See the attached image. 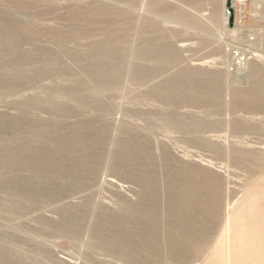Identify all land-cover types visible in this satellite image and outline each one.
Segmentation results:
<instances>
[{
    "label": "rangeland",
    "instance_id": "1",
    "mask_svg": "<svg viewBox=\"0 0 264 264\" xmlns=\"http://www.w3.org/2000/svg\"><path fill=\"white\" fill-rule=\"evenodd\" d=\"M226 4L0 0V264H125L144 224L160 226L161 255L142 264H264V107H232L264 101V0L224 27ZM155 45L170 58L139 56ZM198 70L221 82L196 108L162 86ZM169 176L212 186L203 235L178 257Z\"/></svg>",
    "mask_w": 264,
    "mask_h": 264
},
{
    "label": "bare ground",
    "instance_id": "2",
    "mask_svg": "<svg viewBox=\"0 0 264 264\" xmlns=\"http://www.w3.org/2000/svg\"><path fill=\"white\" fill-rule=\"evenodd\" d=\"M222 2H226V0H222ZM144 6L140 10L141 13H144ZM229 17L222 15V26L226 27L228 24ZM167 23L175 24L182 27L191 28L194 30H198L192 27H188L182 25L178 22H174L168 19H164ZM202 31V30H201ZM201 33H204L203 31ZM224 34L216 37L219 42L228 43ZM140 51V50H139ZM173 49L167 47H161L159 45H155L151 47L150 50H144L139 53V56L149 57L150 60H168L170 55L172 54ZM149 52L147 55H145ZM241 58V57H240ZM239 58V59H240ZM238 59V58H237ZM246 57L240 59L238 61V65L243 67L247 65ZM150 70V69H149ZM145 71V70H144ZM148 71V70H147ZM197 73H200L196 77H188L186 79H174L164 81L162 86H165V89L171 90L173 86L176 87V91L179 92L181 96L185 99L183 104L187 107L196 108L194 101L203 103L206 97H217V93L220 92V84L221 80L218 78V74L211 72L209 75H206L202 70H198ZM138 76V75H137ZM141 79L145 82H151L160 77V74L157 70L152 69L149 72H142L139 74ZM161 86V85H160ZM157 87V86H156ZM228 96L230 97V90L227 91ZM249 94V92H248ZM164 97H162L163 99ZM167 98H164L166 100ZM257 102H250L249 99L244 101H233L232 107L239 111H259L262 107H264V101L260 98H254ZM168 101V99H167ZM179 118V121L183 122ZM185 124V123H184ZM187 128L191 127L190 125H186ZM169 180L174 181V184L170 186L168 191L169 198V208L167 217L169 221L167 222V226L165 228V234L163 238L165 239L166 248H167V256L169 257H178L180 255H184L188 252V249L181 246L182 243L186 242L189 238H193L192 235L197 233L202 236L203 231H194V226L198 225L204 220L206 221L210 218L211 214L209 213V208H207L204 204L205 197L204 195L212 190L211 185H207L202 181V179L196 178H178L175 179L173 176H169ZM216 190V188H215ZM215 198L218 201L217 197ZM215 209H212V214ZM141 214V213H140ZM139 214V215H140ZM127 215V214H126ZM141 219L144 221V217L146 221L149 220L146 212L142 213ZM139 216V217H140ZM125 231V230H124ZM160 226L159 230L156 224L153 225H145L141 228L140 234L135 237L134 244L131 246L130 244H123L121 246V251L125 256V264H142L137 261L136 258L142 255V253L150 254L155 259H157L161 255L160 248ZM129 234V233H128ZM130 235V234H129ZM131 236V235H130ZM133 239V238H132ZM129 240V239H128ZM131 241V240H130ZM151 263V262H150ZM147 264V263H146Z\"/></svg>",
    "mask_w": 264,
    "mask_h": 264
},
{
    "label": "built area",
    "instance_id": "3",
    "mask_svg": "<svg viewBox=\"0 0 264 264\" xmlns=\"http://www.w3.org/2000/svg\"><path fill=\"white\" fill-rule=\"evenodd\" d=\"M248 0H228L225 5V15L231 18L232 14H235L238 9L242 8Z\"/></svg>",
    "mask_w": 264,
    "mask_h": 264
}]
</instances>
